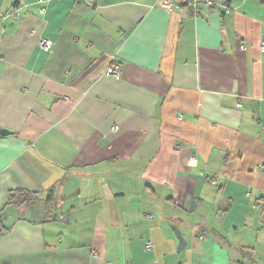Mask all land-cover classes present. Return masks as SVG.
Returning a JSON list of instances; mask_svg holds the SVG:
<instances>
[{"label": "crops", "instance_id": "crops-1", "mask_svg": "<svg viewBox=\"0 0 264 264\" xmlns=\"http://www.w3.org/2000/svg\"><path fill=\"white\" fill-rule=\"evenodd\" d=\"M37 1L0 0V264H264V0Z\"/></svg>", "mask_w": 264, "mask_h": 264}, {"label": "built area", "instance_id": "built-area-1", "mask_svg": "<svg viewBox=\"0 0 264 264\" xmlns=\"http://www.w3.org/2000/svg\"><path fill=\"white\" fill-rule=\"evenodd\" d=\"M44 0H38L37 3L40 5V14L43 16L47 13V8L44 6ZM182 6L193 8V10L197 13V9L201 6H205L211 10H218V11H224L229 12L231 9L226 2V0H155V7L161 9L166 14H170L172 11L176 9H180ZM23 9V7L19 6L16 9H14L11 12H7L5 14L1 15L2 20H12V21H18L20 17V11ZM53 41L49 38H41L39 41V46L41 49L49 51L51 47L53 46ZM261 49L264 50V41L261 43ZM121 66L113 62L106 70L105 75L106 76H112V77H119L121 75ZM264 130V128H263ZM262 165L259 167V169H262ZM211 183L213 185H216L217 182L215 179H211ZM257 206L259 207L260 204L258 202ZM153 244L151 241H147L145 243V248L150 250L152 249Z\"/></svg>", "mask_w": 264, "mask_h": 264}, {"label": "trees", "instance_id": "trees-1", "mask_svg": "<svg viewBox=\"0 0 264 264\" xmlns=\"http://www.w3.org/2000/svg\"><path fill=\"white\" fill-rule=\"evenodd\" d=\"M37 199V195L35 193L26 191V190H15L10 193V201L14 204L24 205L30 204ZM51 197H48V201H50ZM260 202V200H259Z\"/></svg>", "mask_w": 264, "mask_h": 264}, {"label": "rangeland", "instance_id": "rangeland-1", "mask_svg": "<svg viewBox=\"0 0 264 264\" xmlns=\"http://www.w3.org/2000/svg\"><path fill=\"white\" fill-rule=\"evenodd\" d=\"M35 208H37V207H35ZM237 226H238V228H239V226H240V228H243V231H244L243 234L247 236L248 240H250V241L254 240L255 233H256L255 229L250 231L249 228L246 229V227H244L243 223H238ZM230 228H233V227H230ZM234 232H235V229H234L233 233ZM233 235H235V238L233 239V240H235V239H238L236 236L242 235V232L240 233V235H236V234H233ZM259 246H261V247L263 246V249L260 247V250H262L260 252H262L264 254V243L263 242H259ZM255 257L257 258V261H259V262L263 261L264 262V256H260V255L258 256V255L255 254Z\"/></svg>", "mask_w": 264, "mask_h": 264}, {"label": "water", "instance_id": "water-1", "mask_svg": "<svg viewBox=\"0 0 264 264\" xmlns=\"http://www.w3.org/2000/svg\"><path fill=\"white\" fill-rule=\"evenodd\" d=\"M0 134L1 135H10V134H12V132H10L9 130H6V129H1L0 130ZM176 234L179 237V239H182V237H181L180 233L178 232V230H176Z\"/></svg>", "mask_w": 264, "mask_h": 264}]
</instances>
